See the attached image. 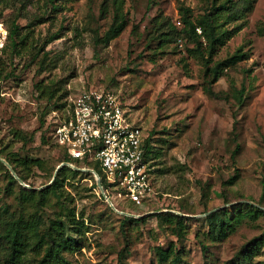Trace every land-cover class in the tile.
<instances>
[{"label":"rangeland","instance_id":"374dc122","mask_svg":"<svg viewBox=\"0 0 264 264\" xmlns=\"http://www.w3.org/2000/svg\"><path fill=\"white\" fill-rule=\"evenodd\" d=\"M102 1L0 0L7 28L0 48V156L25 177L12 179L0 160V264L9 251L3 221L17 217L33 222L31 245L52 221L63 223L73 240L61 250L68 264H159L157 247L167 253L161 264H173L175 255L176 264H225L264 231L263 212L231 206L257 201L264 179V0H253L227 24L237 29L212 59L239 51L211 86L218 95L203 88L204 63L193 40L169 38V23L181 26V3L196 17L210 1L124 0L126 25L106 43L100 37L112 21V0L104 12ZM87 88L113 90L150 133L152 200L133 204L109 191L115 208L140 216L124 218L112 207L90 170H68V184L46 189L62 158L52 119ZM24 157L41 159V166L14 161ZM219 207L227 208L221 238L205 218ZM159 210L181 215L180 223L159 221ZM47 241L38 255L25 253L26 264L37 263ZM249 264H264V244Z\"/></svg>","mask_w":264,"mask_h":264},{"label":"trees","instance_id":"16d2710c","mask_svg":"<svg viewBox=\"0 0 264 264\" xmlns=\"http://www.w3.org/2000/svg\"><path fill=\"white\" fill-rule=\"evenodd\" d=\"M108 0H103L101 4V12L107 10ZM210 3L204 9L202 13L198 16L193 17L192 11L189 6L184 4L179 5V22L181 26L177 28L174 23H169L170 30L172 31L169 36L170 40L176 39V37L180 34H184L194 42V51L200 55L204 63V75H205V83L203 88L211 95H218L217 91L212 89V84L222 75L224 68L228 67L235 58L238 56V51L236 50L231 55L222 58V59H212V56L216 53L217 49L224 44L226 39L232 34L234 30L237 29V25L233 27H228L229 22H234L240 19L246 11H248L253 3V0H208ZM124 0H112V21L108 28L103 32V35L100 37V40L104 43L110 41L114 37H116L125 27L126 25V14L123 10ZM243 4L244 7L241 5ZM197 27L200 31L197 30ZM18 33V24L12 22V26L9 29V36L11 37L12 44L16 43V34ZM163 32H160L162 35ZM161 40H164L161 38ZM5 75H10L9 73H5ZM69 107V103L67 105L62 104L61 108L58 110L59 116H63L66 114V110ZM52 119L51 123V131L53 132V126L56 122L57 114ZM150 133L146 132L143 139L144 146V159L148 161V166L153 165V150L152 143L150 139ZM62 158L59 163L62 161H72L77 166H81L82 163L79 160L73 159L68 156L61 148H60ZM8 161L11 163L12 160ZM17 164H21L25 167H30L32 165H36L38 167L41 166V159L39 158H20L15 159ZM13 169L16 171L17 175L22 179L25 177L18 171L16 168V163H11ZM92 168H94L97 173L101 177V184L103 189L106 191L108 196H110L109 191L111 189L115 190V188H111L109 182L106 181L104 174L96 161H91L88 163ZM71 171L73 173L80 171L79 169H74L70 165L62 164L59 168H57L54 177L52 178L49 185L46 189H50L53 192L58 190L59 186H63L65 183L68 184L70 179L68 178L66 172ZM10 177L14 179L15 177L11 174ZM234 180V175L230 176L225 182L231 183ZM94 186H96V181L94 179ZM107 188L108 191H107ZM27 194H31L30 190H26ZM60 195L61 191H57ZM264 197V179H262V188L261 193L259 195V199L254 201L253 199H249L247 201H238L233 203L231 206L234 207L238 212L241 207L245 206L249 209V211H259L264 213V209L260 206V201ZM152 199L145 201L150 202ZM133 203V202H132ZM135 204V203H133ZM227 211L226 207H219L213 211L208 212L205 215V218L208 220L211 228L214 229V233L219 237H223L226 234V229L223 225L224 216L223 214ZM124 218L127 216L123 214ZM157 215L158 220L168 219L170 222H174L176 225L180 223L181 215L174 214L169 211L159 210L155 213ZM133 219H137L132 217ZM4 222V231L2 236L9 243V251L7 256L4 259L3 264H26L24 261V255L28 251L36 250L34 253L36 255L39 254L38 248H42V243L45 241V236L48 239L46 245L44 246V252L41 257H37L36 264H60L61 262L68 264V260L61 253V250L71 247L73 244V240L65 236L64 234V225L60 221H52L50 227L45 231V235H40L38 237L37 243L35 245H31L30 231L33 229V222L28 221L24 223L21 217H17L11 220H6ZM264 244V231H262L259 235L254 236L248 242H246L236 253L233 258L229 261H226L225 264H249L251 258L258 254L261 246ZM156 252L159 258V264L162 263L166 259V251L160 247L156 248ZM35 256V255H34ZM236 261H235V260ZM178 258L175 255L173 259V264H176Z\"/></svg>","mask_w":264,"mask_h":264},{"label":"built area","instance_id":"2783aa9c","mask_svg":"<svg viewBox=\"0 0 264 264\" xmlns=\"http://www.w3.org/2000/svg\"><path fill=\"white\" fill-rule=\"evenodd\" d=\"M197 30L200 31L198 27ZM6 37L7 28L0 19V48ZM52 135L59 148L82 163L77 166L72 161H62L64 164L95 170L87 165L96 161L117 196L141 204L156 194L144 159L145 132L130 118L113 90L79 91L71 97L66 114L57 113Z\"/></svg>","mask_w":264,"mask_h":264},{"label":"water","instance_id":"95a60500","mask_svg":"<svg viewBox=\"0 0 264 264\" xmlns=\"http://www.w3.org/2000/svg\"><path fill=\"white\" fill-rule=\"evenodd\" d=\"M0 160L10 169L12 175L19 181V182H23L22 178L20 176L17 175L16 171L13 169V167L11 166V164L3 157L0 156ZM65 162H60V164L56 167V170L59 166H61L62 164H64ZM74 169H82V170H90L94 173L95 176V181H96V185L98 186L99 190L101 191V193L103 194V196L107 199V201L109 202V204L115 208L113 202L111 201V199L105 194L104 190H103V186L101 184V180H100V176L99 174L91 169V168H84V167H77V166H73ZM54 176V175H53ZM264 208V206L262 207ZM117 211H119L120 213L126 214V215H132V216H140L142 214H134V213H130V212H126L123 210H118L117 208H115Z\"/></svg>","mask_w":264,"mask_h":264}]
</instances>
